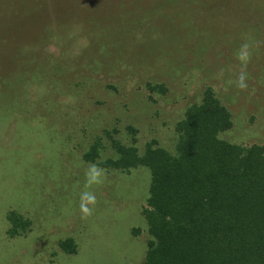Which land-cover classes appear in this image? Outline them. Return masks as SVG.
<instances>
[{"label":"rangeland","instance_id":"1","mask_svg":"<svg viewBox=\"0 0 264 264\" xmlns=\"http://www.w3.org/2000/svg\"><path fill=\"white\" fill-rule=\"evenodd\" d=\"M207 86L231 114L219 138L263 146L264 0H0V264H143L149 171L83 155L101 140L112 159L103 131L130 145L129 126L139 154L172 152Z\"/></svg>","mask_w":264,"mask_h":264},{"label":"trees","instance_id":"2","mask_svg":"<svg viewBox=\"0 0 264 264\" xmlns=\"http://www.w3.org/2000/svg\"><path fill=\"white\" fill-rule=\"evenodd\" d=\"M145 87L150 95L167 92L163 84ZM200 96L175 123L172 152L151 141L139 154L137 132L129 126L130 145L113 138L116 129L103 131L112 159L98 163L104 150L98 140L83 161L108 171H149L141 208L150 237L143 264H264V145L243 147L221 140L233 128L231 114L211 86L203 87ZM10 221L18 230L20 220ZM25 227L23 223L20 229ZM58 247L67 256L77 253L69 238Z\"/></svg>","mask_w":264,"mask_h":264}]
</instances>
